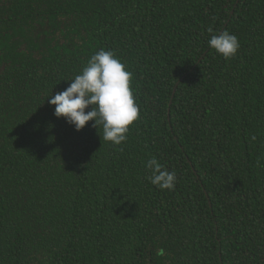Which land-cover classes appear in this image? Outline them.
I'll return each instance as SVG.
<instances>
[{"label": "trees", "instance_id": "trees-1", "mask_svg": "<svg viewBox=\"0 0 264 264\" xmlns=\"http://www.w3.org/2000/svg\"><path fill=\"white\" fill-rule=\"evenodd\" d=\"M101 49L139 105L119 146L47 100ZM0 264H264V0H0Z\"/></svg>", "mask_w": 264, "mask_h": 264}, {"label": "clouds", "instance_id": "clouds-1", "mask_svg": "<svg viewBox=\"0 0 264 264\" xmlns=\"http://www.w3.org/2000/svg\"><path fill=\"white\" fill-rule=\"evenodd\" d=\"M208 32L211 34L207 41L210 49L226 61L236 57L241 45L235 34L229 31L217 34L211 28ZM132 79L133 73L114 52L101 49L91 56L81 73L69 81L65 90L54 96L51 94L47 100L55 106L54 115L64 118L77 132L94 121L93 127L102 129L103 141L119 146L127 141L130 126L139 119ZM144 167L149 173L145 179L150 184L160 191L175 190L176 171H168L155 157L148 159Z\"/></svg>", "mask_w": 264, "mask_h": 264}]
</instances>
